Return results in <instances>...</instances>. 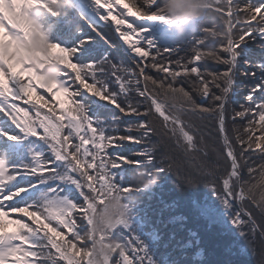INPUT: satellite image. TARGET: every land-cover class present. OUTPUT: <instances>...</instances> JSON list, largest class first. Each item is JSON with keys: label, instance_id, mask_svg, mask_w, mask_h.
<instances>
[{"label": "snow or ice", "instance_id": "1", "mask_svg": "<svg viewBox=\"0 0 264 264\" xmlns=\"http://www.w3.org/2000/svg\"><path fill=\"white\" fill-rule=\"evenodd\" d=\"M162 8L0 0V264H154L133 216L97 231L95 209L117 191L134 206L193 153L201 174L223 165L210 186L254 254L264 243V0H207L183 33ZM129 166L147 183L125 187Z\"/></svg>", "mask_w": 264, "mask_h": 264}, {"label": "trees", "instance_id": "2", "mask_svg": "<svg viewBox=\"0 0 264 264\" xmlns=\"http://www.w3.org/2000/svg\"><path fill=\"white\" fill-rule=\"evenodd\" d=\"M207 26V23L202 25ZM180 46L186 51L171 54L169 58L172 62L186 57L191 51L189 45ZM251 46L259 51L258 40L252 42ZM153 54L154 50L150 55ZM162 56L168 57L169 54L162 52ZM150 62V59L145 61ZM212 64L209 61V65ZM151 74L156 75V71L153 69ZM153 119L159 127V120L155 117ZM193 119L199 124V121ZM162 151L164 149L157 152V160ZM192 155L196 159L177 155L175 161H170L173 164L170 171L156 176L155 183L148 189L132 193L135 201L133 226L147 241L154 264H257L258 253L264 248V243L257 239L254 254L253 246L232 226L228 210L210 186L211 178L207 176V172L214 171L217 177L222 178L220 169L223 165L217 166L214 157L203 158L211 167L201 174L197 171L196 164L201 161L202 153ZM176 165H179V171ZM129 169L130 179L125 187H142L133 177L136 171L145 169L133 170V166H129ZM186 177L193 183L189 184ZM216 183L219 186L221 179H217ZM203 209H213L224 214L229 222L228 226L212 220L205 215ZM134 255L129 252L130 257Z\"/></svg>", "mask_w": 264, "mask_h": 264}, {"label": "clouds", "instance_id": "3", "mask_svg": "<svg viewBox=\"0 0 264 264\" xmlns=\"http://www.w3.org/2000/svg\"><path fill=\"white\" fill-rule=\"evenodd\" d=\"M207 0H163L165 14L174 20H182L175 28L177 32H186L189 24L206 12ZM138 183H147V179L135 175ZM133 215V203L125 198L119 191L106 194L102 205L97 206L93 215V224L97 231H109L118 222L126 220Z\"/></svg>", "mask_w": 264, "mask_h": 264}, {"label": "rangeland", "instance_id": "4", "mask_svg": "<svg viewBox=\"0 0 264 264\" xmlns=\"http://www.w3.org/2000/svg\"><path fill=\"white\" fill-rule=\"evenodd\" d=\"M210 218L212 220H216V221H219V222L223 223L225 226H228V224H229L226 216L224 214H222V213H218L217 211H215V216L214 217H210Z\"/></svg>", "mask_w": 264, "mask_h": 264}]
</instances>
